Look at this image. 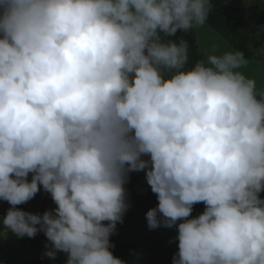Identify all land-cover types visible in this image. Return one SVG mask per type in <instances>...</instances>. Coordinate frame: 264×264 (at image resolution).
Segmentation results:
<instances>
[{"label":"clouds","instance_id":"obj_1","mask_svg":"<svg viewBox=\"0 0 264 264\" xmlns=\"http://www.w3.org/2000/svg\"><path fill=\"white\" fill-rule=\"evenodd\" d=\"M212 8L0 0L5 229L43 231L46 255L63 251L66 264H127L110 236L130 207L129 173L144 171L158 200L148 227L178 228L172 264H264V93L240 71L242 51L189 67L187 41L170 39ZM41 186L55 209L16 207ZM198 203L205 209L193 217Z\"/></svg>","mask_w":264,"mask_h":264},{"label":"trees","instance_id":"obj_2","mask_svg":"<svg viewBox=\"0 0 264 264\" xmlns=\"http://www.w3.org/2000/svg\"><path fill=\"white\" fill-rule=\"evenodd\" d=\"M211 2L213 8L206 19L210 27L224 38L235 51H242L246 59L253 58L254 53L250 42L251 34L256 30L255 26L233 4L234 0H211ZM259 22L264 29V2H262ZM170 39L187 41L189 67L197 61L205 59L199 51L195 28L187 32H178L175 37ZM257 95L259 97L260 94ZM132 173L135 172L129 173V176ZM28 179H31V174ZM49 194L41 186L34 198L16 207L42 215L44 211L50 210L48 206ZM135 196L134 210L145 216L149 209L158 204L157 195L151 190H143L136 193ZM260 196L264 198V191L260 193ZM0 202V264H66L68 254L65 252L57 251L55 258L46 255L47 250L51 247L46 245L49 240L43 231H38L34 237L27 235L18 237L5 229L2 220L11 205L2 199ZM193 207L196 209L197 216L205 209L203 203L194 204ZM103 223L107 224L108 222ZM110 243L114 245L110 249L113 255L126 261L127 264H172L173 256L178 252V241L173 244L167 237H148L139 245L118 230H115L110 236Z\"/></svg>","mask_w":264,"mask_h":264},{"label":"rangeland","instance_id":"obj_3","mask_svg":"<svg viewBox=\"0 0 264 264\" xmlns=\"http://www.w3.org/2000/svg\"><path fill=\"white\" fill-rule=\"evenodd\" d=\"M262 2H264V0H234L233 2V4L241 10L244 17L256 28L251 34L250 42L251 49L254 53L253 58L246 59L247 63L240 69V71H242L247 77L255 80L257 94L264 93V29L259 22ZM195 29L199 51L204 55L205 59L210 54L221 55L228 51L235 52L227 41L210 27L207 21H205L202 26L196 27ZM125 189L126 199L130 204V207H128L123 215V222L117 223L116 230L121 231L126 237L139 245H141V242L148 237L158 236L167 237L173 244H176L178 241L175 238L178 232L177 227L174 226L172 228H167L160 226L155 229H150L147 224L146 216L134 210L133 201L136 199L135 194L143 190H151L147 183L145 172L139 171L130 174L128 181L125 184ZM49 196V209H55L57 205L54 203L50 194ZM191 215L193 217L197 216L194 207ZM177 223H179V221ZM46 245L52 247L50 241H48Z\"/></svg>","mask_w":264,"mask_h":264}]
</instances>
